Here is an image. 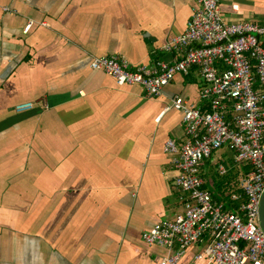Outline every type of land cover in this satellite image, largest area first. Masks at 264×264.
<instances>
[{
  "label": "crops",
  "instance_id": "crops-1",
  "mask_svg": "<svg viewBox=\"0 0 264 264\" xmlns=\"http://www.w3.org/2000/svg\"><path fill=\"white\" fill-rule=\"evenodd\" d=\"M196 6L0 0V264H161L172 254L142 236L181 210L164 144H180L184 129L170 106L176 96L200 104L204 82L191 70L150 98L89 65L106 56L171 63L176 55L162 48ZM221 11L226 22H258L264 0H222ZM21 103L34 109L16 113ZM232 157L219 150L202 169L214 196V164L234 170ZM245 168L235 167L239 177Z\"/></svg>",
  "mask_w": 264,
  "mask_h": 264
},
{
  "label": "built area",
  "instance_id": "built-area-1",
  "mask_svg": "<svg viewBox=\"0 0 264 264\" xmlns=\"http://www.w3.org/2000/svg\"><path fill=\"white\" fill-rule=\"evenodd\" d=\"M221 1L197 0L185 32L162 48L176 55L171 63L132 66L124 58L106 56L93 57L89 65L118 86H139L150 98L191 70L204 82L200 104L176 96L170 106L181 113L184 129L180 144L174 139L164 144L181 210L142 236L148 246L172 252L161 264H178L193 247L200 251L189 264H264V19L226 22ZM33 109L34 103L15 106L19 114ZM223 149L232 152L234 168H248L237 190L228 194L231 208L215 199L202 174L205 163ZM214 165L221 178L232 170L221 161Z\"/></svg>",
  "mask_w": 264,
  "mask_h": 264
},
{
  "label": "trees",
  "instance_id": "trees-1",
  "mask_svg": "<svg viewBox=\"0 0 264 264\" xmlns=\"http://www.w3.org/2000/svg\"><path fill=\"white\" fill-rule=\"evenodd\" d=\"M239 175L240 173L236 171L234 168V170H231L228 176H226L228 178L227 181L220 182L219 184L215 182V185L218 189V194L220 195V196L215 195V199L217 201H223L224 199L227 200L228 194L237 190V186L240 178Z\"/></svg>",
  "mask_w": 264,
  "mask_h": 264
},
{
  "label": "water",
  "instance_id": "water-1",
  "mask_svg": "<svg viewBox=\"0 0 264 264\" xmlns=\"http://www.w3.org/2000/svg\"><path fill=\"white\" fill-rule=\"evenodd\" d=\"M260 225L264 232V193L262 195L261 202H260Z\"/></svg>",
  "mask_w": 264,
  "mask_h": 264
},
{
  "label": "rangeland",
  "instance_id": "rangeland-1",
  "mask_svg": "<svg viewBox=\"0 0 264 264\" xmlns=\"http://www.w3.org/2000/svg\"><path fill=\"white\" fill-rule=\"evenodd\" d=\"M211 160V159H210ZM213 178H214V180H215V182L216 183H220V182H224V181H227L228 180V178L227 177H225V178H221V177H216L215 175H213ZM226 204H227V207L228 208H231L232 206H231V204L230 203H228V200H226V199H224L223 200Z\"/></svg>",
  "mask_w": 264,
  "mask_h": 264
}]
</instances>
